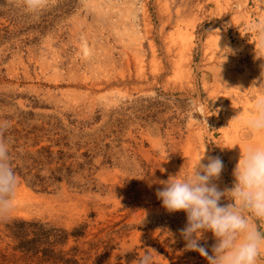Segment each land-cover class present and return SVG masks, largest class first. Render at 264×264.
Returning <instances> with one entry per match:
<instances>
[{
  "label": "rangeland",
  "instance_id": "1",
  "mask_svg": "<svg viewBox=\"0 0 264 264\" xmlns=\"http://www.w3.org/2000/svg\"><path fill=\"white\" fill-rule=\"evenodd\" d=\"M261 94L264 0H54L38 18L0 0V120L18 177L0 264H50L11 248L5 224L32 218L85 224L57 247L83 264L125 247L118 264L146 251L156 264H207L184 248L185 213L155 190L204 145L230 187L239 150L264 143L242 123ZM199 243L210 251L211 232Z\"/></svg>",
  "mask_w": 264,
  "mask_h": 264
},
{
  "label": "clouds",
  "instance_id": "2",
  "mask_svg": "<svg viewBox=\"0 0 264 264\" xmlns=\"http://www.w3.org/2000/svg\"><path fill=\"white\" fill-rule=\"evenodd\" d=\"M53 3L54 0H16L26 14L37 18ZM247 111L242 121L247 133L264 134V94L256 96ZM9 127L7 120H0V219L9 218L18 187L10 143L5 138ZM182 165L167 179L158 181L163 186L155 190V195L167 211L185 213V226L179 230L184 248L198 252L207 264H260L264 259V230L254 220H264V143L257 141L239 150L230 187L220 188L215 182L224 164L219 156H205V145L190 165ZM206 231L214 237L210 251L199 243ZM129 252V248H122L109 261L118 264L120 256ZM136 264L156 262L153 254L146 251Z\"/></svg>",
  "mask_w": 264,
  "mask_h": 264
},
{
  "label": "trees",
  "instance_id": "3",
  "mask_svg": "<svg viewBox=\"0 0 264 264\" xmlns=\"http://www.w3.org/2000/svg\"><path fill=\"white\" fill-rule=\"evenodd\" d=\"M7 236L12 239L13 250H18L22 255H29L39 258L42 262L50 264H83L80 260L83 257H77L75 248L69 251L57 249L63 246L69 237L74 240L84 236L85 224L76 225L71 230L58 228L43 222L40 219H14L5 224ZM106 241H100L98 245L107 249ZM100 255H97L99 258Z\"/></svg>",
  "mask_w": 264,
  "mask_h": 264
}]
</instances>
